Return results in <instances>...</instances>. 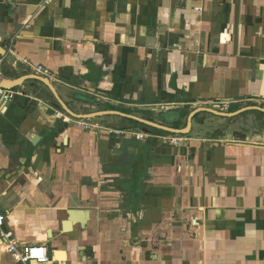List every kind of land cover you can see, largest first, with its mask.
<instances>
[{"label":"crops","instance_id":"0c3cea01","mask_svg":"<svg viewBox=\"0 0 264 264\" xmlns=\"http://www.w3.org/2000/svg\"><path fill=\"white\" fill-rule=\"evenodd\" d=\"M0 57L3 80L45 77L77 114L172 127L251 108L161 136L75 119L26 79L0 114L18 245L47 247L45 264H264V0H0ZM0 264H23L1 237Z\"/></svg>","mask_w":264,"mask_h":264},{"label":"water","instance_id":"95a60500","mask_svg":"<svg viewBox=\"0 0 264 264\" xmlns=\"http://www.w3.org/2000/svg\"><path fill=\"white\" fill-rule=\"evenodd\" d=\"M30 78L36 79V80L41 81L42 83H44L51 90V92L53 93L54 97L56 98V100L58 101V103L60 104L62 109L66 113H68L69 116H71V117H73L75 119L91 120V119H94V118L104 117V116H108V115H119V116H122V117H125V118H128V119L137 121L139 123H142L144 125H147V126H150V127H153V128L168 132V133L173 134V135H188V134H190L192 126H193L194 118L199 113L208 112V113H211V114H214V115H222L223 117H234L235 115H237L239 113H243L244 111H250V109H251V108H248V109H245V110H241L238 113H232V114H230V113H222V112H219V111H217L215 109H210V108L195 109L188 116L187 125L184 128L176 129V128L171 127V126L162 125V124L156 123L154 121L143 119V118L137 117L135 115L124 114V113L118 112V111H104V112H96V113H91V114H77L74 111H72L68 107V105L61 99V97L59 96L58 92L56 91V89H55L54 85L51 83V81L49 79H47L45 77H41V76L21 77L19 79L13 80V81L3 80V81H0V87L1 88H6V89H15L17 87H20L26 79H30ZM10 104L11 103H9L8 106ZM252 109L257 110V111H261V112L264 113V108H262V107H258L257 106V107H254ZM228 136H229L230 139L231 138H235L237 136H239V137L243 136V138H245V139L247 137V135H245V134H243L241 132H238V131L233 132L232 134H230ZM76 220H77V218H75V216H73V218L71 220L67 221L66 224L67 223H72V222H74ZM51 257H52V253H49V258L51 259Z\"/></svg>","mask_w":264,"mask_h":264},{"label":"built area","instance_id":"2783aa9c","mask_svg":"<svg viewBox=\"0 0 264 264\" xmlns=\"http://www.w3.org/2000/svg\"><path fill=\"white\" fill-rule=\"evenodd\" d=\"M51 0H46L50 3ZM12 52V50H9ZM5 58L0 57V81H3V64ZM36 71L43 75H48L49 72L42 66L36 68ZM20 92L15 89H6L0 87V114L7 108L9 103H12ZM258 106L263 107L264 101ZM140 138V135H137ZM6 216L0 209V237L7 243V252L15 257V259L23 264L37 262L40 264L49 263V252L47 247L43 245H18L14 233L5 229Z\"/></svg>","mask_w":264,"mask_h":264},{"label":"trees","instance_id":"16d2710c","mask_svg":"<svg viewBox=\"0 0 264 264\" xmlns=\"http://www.w3.org/2000/svg\"><path fill=\"white\" fill-rule=\"evenodd\" d=\"M53 100L56 103V105L63 111L62 107L60 106L58 101L54 98V96H53ZM176 113H172L171 115H169V119H170L169 122H174V125H172V127L176 128V129H180L181 128L180 120L186 118L188 116V113L185 110L177 111ZM123 119L125 120V122L130 124L134 129H138V128L146 129L149 132H152L153 134L161 135V136H171V135H173V134H170L168 132H165V131H162V130H159V129H156V128H153V127H150V126H147V125H144L142 123H139L137 121H134V120H131V119H128V118H123ZM147 119L150 120V121H154L152 118H147ZM141 149L145 150L146 153L147 152L149 153V152H151L153 150L149 145H145ZM144 157L145 156L141 155L140 156L141 160H143Z\"/></svg>","mask_w":264,"mask_h":264},{"label":"rangeland","instance_id":"374dc122","mask_svg":"<svg viewBox=\"0 0 264 264\" xmlns=\"http://www.w3.org/2000/svg\"><path fill=\"white\" fill-rule=\"evenodd\" d=\"M171 114H172V113H169V114H167V115H171ZM142 115H143V116H146V118H152L153 120H156V121L158 120L157 117L152 116V115H149V114H143V113H142ZM200 115H206V114H200ZM207 115H208V114H207ZM209 115H211V114H209ZM124 122H125V121H124ZM119 127H120V126H119ZM114 128H117V127L114 126ZM120 129H121V128H120ZM173 137H181V136L178 135V136H173Z\"/></svg>","mask_w":264,"mask_h":264},{"label":"bare ground","instance_id":"6f19581e","mask_svg":"<svg viewBox=\"0 0 264 264\" xmlns=\"http://www.w3.org/2000/svg\"><path fill=\"white\" fill-rule=\"evenodd\" d=\"M71 228H72V227H71V223H67V224H66V229H67V230H71ZM64 255H65V254H64ZM62 256H63V254H62ZM56 257H57V256H56ZM65 257H66V255H65ZM57 259L62 260L63 257H61L60 254H58Z\"/></svg>","mask_w":264,"mask_h":264},{"label":"flooded vegetation","instance_id":"af4514ba","mask_svg":"<svg viewBox=\"0 0 264 264\" xmlns=\"http://www.w3.org/2000/svg\"><path fill=\"white\" fill-rule=\"evenodd\" d=\"M176 113V112H175ZM177 114V113H176ZM171 123V125H174V122H170Z\"/></svg>","mask_w":264,"mask_h":264}]
</instances>
